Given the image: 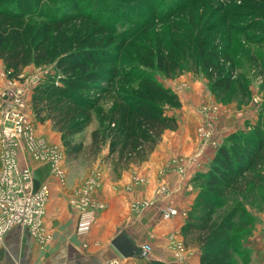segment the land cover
Segmentation results:
<instances>
[{"label":"trees","instance_id":"16d2710c","mask_svg":"<svg viewBox=\"0 0 264 264\" xmlns=\"http://www.w3.org/2000/svg\"><path fill=\"white\" fill-rule=\"evenodd\" d=\"M9 1L0 0V59L9 76L18 78L29 66L51 62L62 74L58 83L48 80L34 87L35 120L50 121L62 135L68 158H73L82 145L71 138L84 132L100 101L110 97L111 108L102 112L108 126L92 132L90 146L97 155L108 147L107 159L113 158L114 167L122 172L147 161L164 132L178 127L177 118L166 114L167 107H181L178 94L145 69L156 68L168 78L175 77L181 71L179 49L193 44L205 70L217 77L215 86L228 90L232 81L224 70L231 61L234 31L243 32L249 42L264 43V0H183L162 16L165 25L160 30L155 23L159 14L152 9L145 24L135 22L131 31L125 30V37L136 35L138 40L132 44L128 38L116 44L120 37L116 28L92 14L64 12L36 21L31 17L44 11L46 0H25L17 10L7 8ZM124 45L125 51L131 45L125 71L118 67V52ZM120 77L131 81V89L115 90ZM260 116L251 132L228 134L209 169L193 179L195 187L201 182V191L182 233L187 247L192 242L200 248V264H235L231 258L234 242L249 235L244 223L240 224L242 231L234 226L237 216L244 214V205L219 221L214 215L229 190L241 191V184L257 186L264 181V115Z\"/></svg>","mask_w":264,"mask_h":264},{"label":"crops","instance_id":"0c3cea01","mask_svg":"<svg viewBox=\"0 0 264 264\" xmlns=\"http://www.w3.org/2000/svg\"><path fill=\"white\" fill-rule=\"evenodd\" d=\"M2 83L0 78V85ZM167 87L180 98L184 94L185 89L179 84ZM181 103V111L176 112L177 129L164 132L147 161L132 165L118 178L111 175L105 159L97 158L92 163L88 173L100 178L93 198L104 207L97 209L95 222L86 234L78 233L79 211L70 203L85 178L80 180L79 172L70 169L66 181L61 183L48 164L29 159L34 187L39 188L44 183L50 187L42 234L37 238L27 228H13L5 237V245L0 247V264H109L114 260L121 264H148L150 261L174 264L176 256L171 237L176 234L184 241L182 227L186 219L183 214L191 209L197 196L193 178L209 169L216 153V149L206 147L202 156H193L199 147L197 107L200 101L195 98L190 103L181 98ZM221 120L224 130H229L230 127L225 125L230 121L226 117ZM44 129H39L38 133L61 144L59 132L49 126ZM100 154H108V148ZM180 157L188 160L183 161ZM176 162L185 164L184 174L175 169ZM169 208L177 209L178 214L166 217ZM119 234L126 235L138 247L137 256L125 258L119 253L112 244ZM145 244L151 246L147 254L143 251ZM186 248L188 264H200V248L196 245Z\"/></svg>","mask_w":264,"mask_h":264},{"label":"rangeland","instance_id":"374dc122","mask_svg":"<svg viewBox=\"0 0 264 264\" xmlns=\"http://www.w3.org/2000/svg\"><path fill=\"white\" fill-rule=\"evenodd\" d=\"M23 2H25V0L9 1L7 8L9 10H17L19 5ZM236 2L240 3L239 0ZM45 3L44 11L41 12L38 10L39 13L31 17L33 20L43 21L54 15L61 16L64 12H71L74 14L89 13L113 25L117 30L116 33L120 36L116 40V44H120L125 42V38H128L130 43L138 40L136 35L133 34L125 37V30L131 31L129 27L133 26L135 22H139L140 24L144 22L145 24L149 17L152 16L150 12L152 9L157 10V14H159L158 20L155 21V23H157V29H163L165 22L161 21L162 16L170 12V7L172 8L180 3L182 4L183 0H46ZM160 16L161 18H159ZM144 39L145 37L142 38L143 41ZM186 41L185 39L184 43H186ZM130 47L131 45H129V49ZM129 49L125 51L124 45V50L118 52L121 59L118 67L124 71L126 66L125 61H129V63L131 61L129 60ZM179 52L181 55V71L180 74L175 77L168 78L163 72L158 71L156 68L145 70L165 87L173 83L179 84L181 88L185 89L183 96H181L184 102L188 101L192 103L195 98L197 101H200L197 107V114L200 115V120L197 125L199 147L193 156H202L206 147H212L217 150L224 138L230 133L235 131L251 132L260 120L261 113L264 115V43L249 42L243 32L234 31L230 49L231 61L226 65L224 70L226 76H229L232 81V85L228 90L215 86L217 77L208 74L205 70L198 58L199 53L195 45H182ZM27 68L29 69L27 70ZM27 68H25L22 73L24 74L22 83L28 86L29 82L31 85L29 88L32 92L36 85L48 80H54L58 83L59 78L62 76L61 72L56 68L55 62L45 65H33ZM3 69L6 68L3 60L0 59V71ZM124 87H126L125 89H127V87L131 89L132 83L127 78L120 77L117 79L114 88L117 92H123L122 88ZM112 103V99L105 96V98L100 101L97 110L94 111L84 132L71 138L75 144H81L82 149L73 158H68L66 153V168L67 170L73 169L75 172L78 171L80 180L85 178V182L90 176L88 172L91 169L92 163L95 162L97 158L105 159L109 164V170L114 178H118L119 175H121L122 171L119 170L120 167H114L113 158L107 159L108 154L105 156L95 154L90 146L92 132L96 129L104 130L107 128L108 121L103 122L102 112L108 111ZM182 106L183 104L181 107ZM181 107H167L166 114L177 118L176 112L178 113V111H181ZM32 117L38 135H40L38 133L39 129L44 131V128L48 126L53 130L55 129L50 121L42 123L35 120L34 114H32ZM223 117H226V119L232 123L231 126H229L230 123L225 125L226 127H230L229 130H224L225 128L221 126L223 124V120H221ZM54 131L58 132L56 129ZM206 133L209 137L206 136ZM60 138L61 145L65 148L62 135ZM180 158L177 159L179 160ZM29 159L31 158H26V160ZM181 160L187 161L188 159L181 158ZM178 163L179 162L174 163L175 169L184 174L185 164ZM180 168H182V171H180ZM193 185L194 190H196L198 194L201 191V182H198L196 187L195 184ZM241 185V191L229 190L220 198L223 205L216 210L214 218L216 221H219L233 209L240 208L239 205H244V214L237 216L235 219L236 225L234 226L235 229L239 230V228L241 229L240 224L244 223V230L249 233V235L245 237L239 236L238 241L234 242V250L232 249L231 258L235 261V264H264V181L261 185L257 186ZM189 211H185V219H187ZM172 237H177V235L174 234ZM182 242L184 247H186L185 242ZM192 244L194 243L191 242L190 245L192 246ZM252 247L253 251L251 250ZM240 250H243L242 257L239 256ZM176 254L177 251L175 250V256ZM184 256L188 258L189 254H187V250H185ZM187 258L186 262H188Z\"/></svg>","mask_w":264,"mask_h":264},{"label":"built area","instance_id":"2783aa9c","mask_svg":"<svg viewBox=\"0 0 264 264\" xmlns=\"http://www.w3.org/2000/svg\"><path fill=\"white\" fill-rule=\"evenodd\" d=\"M9 74L6 69L0 71V78L3 79L0 85V247L5 245L6 235L17 226L29 229L37 238L42 234L50 187L47 183L39 188L34 187L33 168L26 158L48 164L52 174L61 183L66 181L67 175L65 148L37 134L32 117L30 83L28 82V86L22 83L24 74H20L18 78H12ZM206 136L209 137L207 133ZM99 181V176L91 174L71 197V206L79 211V234L90 231L97 209L104 207L93 198ZM177 213L176 209L169 208L165 216ZM183 215L186 216V213ZM171 244L177 251L174 264H188L187 257L184 256L187 249L182 240L171 237ZM143 251L149 253L151 246L143 245ZM109 264L121 263L114 260Z\"/></svg>","mask_w":264,"mask_h":264},{"label":"water","instance_id":"95a60500","mask_svg":"<svg viewBox=\"0 0 264 264\" xmlns=\"http://www.w3.org/2000/svg\"><path fill=\"white\" fill-rule=\"evenodd\" d=\"M112 244L119 251V253L125 257H135L139 254L140 250L136 247L133 242L123 234H119L113 241Z\"/></svg>","mask_w":264,"mask_h":264}]
</instances>
